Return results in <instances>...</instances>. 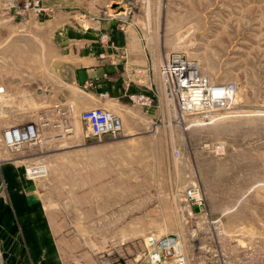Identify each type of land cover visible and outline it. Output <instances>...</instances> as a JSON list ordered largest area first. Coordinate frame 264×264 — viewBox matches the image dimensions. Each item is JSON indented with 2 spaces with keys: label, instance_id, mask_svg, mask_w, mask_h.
Returning <instances> with one entry per match:
<instances>
[{
  "label": "rangeland",
  "instance_id": "obj_1",
  "mask_svg": "<svg viewBox=\"0 0 264 264\" xmlns=\"http://www.w3.org/2000/svg\"><path fill=\"white\" fill-rule=\"evenodd\" d=\"M36 1L48 8L49 0H24L19 9L36 12ZM66 3L84 29L99 28L100 42L115 45L108 27L116 26L124 56L139 47L154 101L103 106L122 118L117 136L94 135L82 112L63 107L15 115L42 131L41 142L15 150L2 139L5 113L3 248L18 264H138L146 236L178 233L184 252L195 247L205 264H264V0ZM174 54L215 86H235L223 107L183 113L167 99L160 67ZM32 165L47 171L30 178Z\"/></svg>",
  "mask_w": 264,
  "mask_h": 264
},
{
  "label": "crops",
  "instance_id": "obj_2",
  "mask_svg": "<svg viewBox=\"0 0 264 264\" xmlns=\"http://www.w3.org/2000/svg\"><path fill=\"white\" fill-rule=\"evenodd\" d=\"M23 1L0 0V87L8 115L4 127L18 124L15 115H33L36 110L63 107L80 113L135 106L129 93L146 91L145 74L135 69L145 60L139 47L132 56L122 54L126 43L120 40L121 29L108 27L117 41L104 44L97 36L99 28L84 29L78 20L81 13L68 9L66 0H49L48 8L36 12L19 9ZM84 33L90 36L85 39ZM127 46L130 50V43ZM10 254L0 236V264H18Z\"/></svg>",
  "mask_w": 264,
  "mask_h": 264
},
{
  "label": "built area",
  "instance_id": "obj_3",
  "mask_svg": "<svg viewBox=\"0 0 264 264\" xmlns=\"http://www.w3.org/2000/svg\"><path fill=\"white\" fill-rule=\"evenodd\" d=\"M31 3H26L29 7ZM38 11L46 9L39 6V1L34 3ZM107 34L101 35V40L107 41ZM137 73L144 74L143 69L137 68ZM161 81L167 99L175 104V107L183 113L198 111H215L223 107L231 97L235 86L231 83L215 86L205 75L201 73L197 65L180 54H174L161 63ZM132 102L140 105H150L154 101L153 92L132 91L129 93ZM5 116L3 98L0 87V118ZM81 116L88 120L94 135L111 134L120 135L123 131V121L119 114L105 107H95L82 111ZM2 139L10 150L19 149L23 145H36L42 141L41 128L34 122L13 124L4 127ZM41 166L32 165L27 168L30 178L42 176ZM192 197L198 198L199 193L190 190ZM195 235L192 240H195ZM178 233L164 235L149 234L145 237V248L138 264H205L195 252V247L190 252H184ZM223 264H226L222 257Z\"/></svg>",
  "mask_w": 264,
  "mask_h": 264
},
{
  "label": "bare ground",
  "instance_id": "obj_4",
  "mask_svg": "<svg viewBox=\"0 0 264 264\" xmlns=\"http://www.w3.org/2000/svg\"><path fill=\"white\" fill-rule=\"evenodd\" d=\"M41 168H42L43 173H45L47 171L46 168H45V166H41Z\"/></svg>",
  "mask_w": 264,
  "mask_h": 264
}]
</instances>
